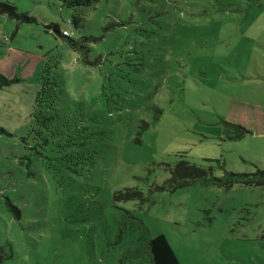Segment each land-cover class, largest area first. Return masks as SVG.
<instances>
[{"label":"rangeland","instance_id":"1","mask_svg":"<svg viewBox=\"0 0 264 264\" xmlns=\"http://www.w3.org/2000/svg\"><path fill=\"white\" fill-rule=\"evenodd\" d=\"M0 2L35 18L0 14V74L19 79L0 87V264H153L159 234L181 264H264V187L156 189L182 159L216 176L217 160L264 169V0ZM50 23L88 48L73 49ZM43 68L58 81L57 108L82 106L101 133L96 166L61 185L32 132ZM226 122L250 132L230 140ZM128 188L144 201L114 198Z\"/></svg>","mask_w":264,"mask_h":264},{"label":"trees","instance_id":"2","mask_svg":"<svg viewBox=\"0 0 264 264\" xmlns=\"http://www.w3.org/2000/svg\"><path fill=\"white\" fill-rule=\"evenodd\" d=\"M99 0H62L65 5L74 10L79 8L90 9ZM0 14L7 15L11 19L32 23L35 18L18 11V7L10 2H0ZM82 14H74L71 24L75 28H80ZM45 28L54 35L64 38L75 50L88 48L81 44L82 40H75L73 32L71 36L63 34L58 23H50ZM8 38V37H7ZM90 41L89 37H83ZM83 52V51H82ZM85 53V52H84ZM18 78L9 79L0 74V87L18 82ZM58 81L52 75V70L43 68L40 89L35 98V110L33 113L35 127L32 129L36 140L37 149L43 152L36 153L45 158L43 165L52 176L57 185H61L67 178L72 179L73 175H79L81 171L96 166L100 153L99 141L97 138L99 131L94 130L96 117H92L90 111L82 106L66 108L60 111L57 108L59 100ZM93 114V113H92ZM225 132L230 140L243 139L250 131L238 123L226 122ZM0 133L6 130L0 127ZM45 151L47 154H45ZM213 162L214 160H208ZM218 168L223 171L221 176L214 175V166L205 167L188 160H180L174 166L168 164L170 176L161 186H156L157 190L175 192L180 189L195 185H214L224 190H230L236 185L245 187H264V169H257L254 172H232L226 169L224 162L216 161ZM20 164L27 168V176L34 175L33 162L31 158L24 157ZM116 200H141L145 197L138 189H125L116 192ZM6 203L14 213L16 218L21 217V210L6 199ZM149 248L153 264H181L175 254L169 240L164 234L153 237L149 242Z\"/></svg>","mask_w":264,"mask_h":264},{"label":"built area","instance_id":"3","mask_svg":"<svg viewBox=\"0 0 264 264\" xmlns=\"http://www.w3.org/2000/svg\"><path fill=\"white\" fill-rule=\"evenodd\" d=\"M63 34L64 35H67V36H71L72 34H71V32L68 30V31H63Z\"/></svg>","mask_w":264,"mask_h":264}]
</instances>
